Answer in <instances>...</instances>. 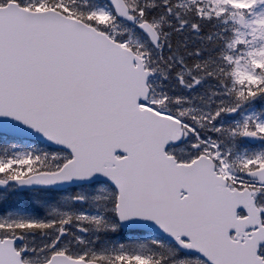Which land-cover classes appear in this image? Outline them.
Masks as SVG:
<instances>
[{
    "label": "snow or ice",
    "instance_id": "obj_1",
    "mask_svg": "<svg viewBox=\"0 0 264 264\" xmlns=\"http://www.w3.org/2000/svg\"><path fill=\"white\" fill-rule=\"evenodd\" d=\"M0 264H264V0H0Z\"/></svg>",
    "mask_w": 264,
    "mask_h": 264
}]
</instances>
